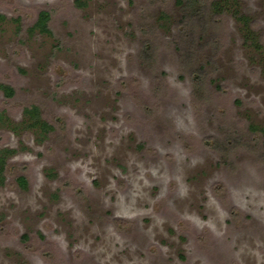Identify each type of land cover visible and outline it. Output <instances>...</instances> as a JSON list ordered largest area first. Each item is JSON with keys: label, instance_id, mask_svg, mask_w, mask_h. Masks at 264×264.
<instances>
[{"label": "rangeland", "instance_id": "rangeland-1", "mask_svg": "<svg viewBox=\"0 0 264 264\" xmlns=\"http://www.w3.org/2000/svg\"><path fill=\"white\" fill-rule=\"evenodd\" d=\"M212 1L0 0V264H264V0Z\"/></svg>", "mask_w": 264, "mask_h": 264}, {"label": "trees", "instance_id": "trees-1", "mask_svg": "<svg viewBox=\"0 0 264 264\" xmlns=\"http://www.w3.org/2000/svg\"><path fill=\"white\" fill-rule=\"evenodd\" d=\"M188 1L193 2L195 0H188ZM231 1L232 0H213L210 4L211 9L214 13L219 15L230 10L238 19H240L244 23L243 25L245 26L247 32L246 38H249L250 36L253 38L254 32L250 27L251 20L248 18L247 15L240 13L238 9H233L231 5ZM196 14L197 13L195 12L194 16H196ZM50 17H51L50 11L48 10L40 11L38 18L31 29L32 30L38 29L40 32L53 35V31L49 26ZM0 18H4V15L0 14ZM254 42L257 43L256 40ZM0 89L4 92V95L6 97H12L15 93L14 88L11 85L5 83H0ZM24 112L30 120L29 126L38 129L40 135L46 137V134L53 129V125L42 118L41 111L37 105H30L26 107L24 109ZM6 123H8V116L6 115L4 110H0V126ZM14 152H15L14 148L5 147L0 149V182H4L5 180V172L8 164V160H7L8 156L13 154ZM18 182L22 187H26L28 183L27 178L23 175L18 177Z\"/></svg>", "mask_w": 264, "mask_h": 264}]
</instances>
